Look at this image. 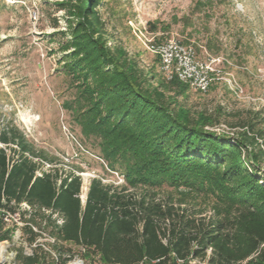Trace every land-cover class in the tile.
Returning a JSON list of instances; mask_svg holds the SVG:
<instances>
[{"label":"trees","instance_id":"1","mask_svg":"<svg viewBox=\"0 0 264 264\" xmlns=\"http://www.w3.org/2000/svg\"><path fill=\"white\" fill-rule=\"evenodd\" d=\"M102 2L70 4L78 21H69L71 38L60 51L76 95L66 109L84 138L99 139L101 158L125 182L94 178L83 203L78 173L59 169V159L36 150L16 126L0 130V243L15 230L4 218L26 205L32 252L19 250L15 264H69L73 246L104 264H264V108L231 124L237 135L209 130L220 120L188 106L187 84L160 80L109 45ZM219 5L199 1L195 11L210 16ZM165 185L212 194L214 214L158 198L154 189ZM42 232L51 249L37 243Z\"/></svg>","mask_w":264,"mask_h":264},{"label":"rangeland","instance_id":"2","mask_svg":"<svg viewBox=\"0 0 264 264\" xmlns=\"http://www.w3.org/2000/svg\"><path fill=\"white\" fill-rule=\"evenodd\" d=\"M199 1L206 0H103L99 13L109 45L122 47L160 80L167 78L160 56L150 46L175 42L192 47L196 60L216 73L204 93L187 84L188 106L219 118L220 124L209 130L234 136L241 130H232L231 124L249 117L251 110L264 108V0H214L220 5L210 16L206 8L195 11ZM71 2L77 0H0V130L16 126L36 150L59 159V169L78 173L84 203L92 179L115 185L125 179L107 167L99 139L84 138L66 109L76 95L71 77L63 72L60 51L71 38L69 21L73 27L78 21L69 15ZM261 170L264 175V163ZM144 190L138 188L137 193ZM154 190L160 199L171 197L195 207L202 217L214 214L217 201L210 193L166 185ZM25 210L30 211L23 205L19 214L4 218L7 227L15 230L12 241L0 243V264H15L19 250L26 255L32 252L23 230L24 219L29 218L21 215ZM42 233L37 243L51 249L52 241ZM73 253L70 264H104L99 257L83 258L79 247L73 246Z\"/></svg>","mask_w":264,"mask_h":264},{"label":"built area","instance_id":"3","mask_svg":"<svg viewBox=\"0 0 264 264\" xmlns=\"http://www.w3.org/2000/svg\"><path fill=\"white\" fill-rule=\"evenodd\" d=\"M150 49L160 56L161 71L167 81L178 79L201 93L210 88L212 76L215 75L216 70L206 63L197 61L192 47L169 42L160 45L152 44ZM78 264H84V262L79 261Z\"/></svg>","mask_w":264,"mask_h":264}]
</instances>
